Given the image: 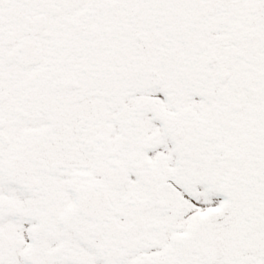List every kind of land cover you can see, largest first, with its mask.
Here are the masks:
<instances>
[{
    "label": "snow or ice",
    "instance_id": "obj_1",
    "mask_svg": "<svg viewBox=\"0 0 264 264\" xmlns=\"http://www.w3.org/2000/svg\"><path fill=\"white\" fill-rule=\"evenodd\" d=\"M0 264H264V0H0Z\"/></svg>",
    "mask_w": 264,
    "mask_h": 264
}]
</instances>
